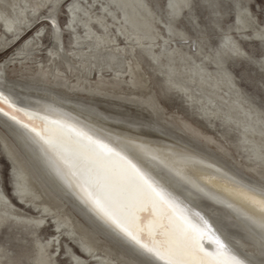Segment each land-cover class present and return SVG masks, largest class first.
Segmentation results:
<instances>
[{"label":"bare ground","instance_id":"6f19581e","mask_svg":"<svg viewBox=\"0 0 264 264\" xmlns=\"http://www.w3.org/2000/svg\"><path fill=\"white\" fill-rule=\"evenodd\" d=\"M192 1L170 0V5L187 6L170 7L172 13L168 21L160 20L164 32L158 34L153 29L152 18L144 16L140 10L142 0L102 2V10H107L111 21L96 12L97 1L80 0L70 6L69 26L75 32V46L67 50L62 45L63 32L56 17L59 0H0V48L11 44V38L31 26L35 15L52 3L57 7L46 16L49 20L55 17L61 35L59 40L56 38L55 47L53 45L51 50V62L37 60L42 49L38 47L41 41L39 34V42L29 40L8 60V64L50 86L127 104L167 118L242 172L264 180V118L245 108L244 103L247 102L241 99L249 93L231 78L227 64L231 57L247 60L251 57V61L264 70L261 64L264 51L256 57L243 45V39L257 38L262 41L264 49V28L256 23L253 16L250 18V7L242 0H235L238 23L222 25L221 5L216 0H207L210 5L218 6L214 12L220 17L217 24L221 31L222 47L209 45L213 54L202 55L208 41V37H203L205 40L200 41L199 53L193 52L191 49L194 50L195 42L189 47L186 42L191 36L176 23L185 15V10H189L192 16ZM119 10L121 16L118 15ZM192 18L199 27L196 17ZM121 39L125 45L119 42ZM176 53L183 57L177 62ZM208 55L216 65L219 77L224 78H217L215 86L221 84L228 87L233 94L230 95L232 103L235 102L234 113L241 111L243 114L223 111L220 98L203 90V86L214 88L210 85L212 79L203 68V63L197 62L198 57L208 58ZM181 59L191 61L193 66L185 68L180 63ZM168 92L184 97L193 113L200 114L214 132L204 130L179 111L169 110L167 113L168 108L161 102L160 93ZM203 93L214 95L215 99L209 100L203 97ZM0 141L12 162L17 197L35 211L32 213L26 207L15 204L0 189V233L3 227L11 229L5 235L7 241L0 240V264H59V249L67 254L72 264H139L135 257L91 235L17 143L1 128ZM234 148L243 150L235 155ZM50 221H53L51 226L56 229L50 238L44 239L42 234L45 228L42 227ZM65 235L72 240L71 243ZM14 239L19 243L10 244ZM73 243L85 256L80 251V254L76 253Z\"/></svg>","mask_w":264,"mask_h":264},{"label":"water","instance_id":"95a60500","mask_svg":"<svg viewBox=\"0 0 264 264\" xmlns=\"http://www.w3.org/2000/svg\"><path fill=\"white\" fill-rule=\"evenodd\" d=\"M0 91L20 107L67 123L110 144L157 180L162 171L179 189L185 205L226 235L241 259L264 264V233L249 221L260 220L236 186L264 189V180L242 172L167 118L144 110L50 86L0 59ZM0 128L12 138L65 204L94 237L135 257L129 242L116 235L85 205L66 165L45 146L33 143L20 125L0 113ZM139 154V156L137 155ZM161 183L163 181L161 180ZM171 191V189H170ZM187 197V199H185ZM211 233L203 241L211 248ZM139 260V259H138Z\"/></svg>","mask_w":264,"mask_h":264},{"label":"snow or ice","instance_id":"6c2138e0","mask_svg":"<svg viewBox=\"0 0 264 264\" xmlns=\"http://www.w3.org/2000/svg\"><path fill=\"white\" fill-rule=\"evenodd\" d=\"M50 22L53 36L59 40L61 30L54 16ZM0 113L10 116L33 143L42 142L46 153L50 150L67 166L78 181L73 187L85 205L104 226L130 243L139 264H254L241 259L226 235H217L219 229L185 205L183 193L173 195L179 189L162 171L153 169L160 177L157 180L102 139L20 107L3 91ZM234 190L258 212L260 220L249 221L264 233V189L236 186ZM209 233L211 248L203 242Z\"/></svg>","mask_w":264,"mask_h":264},{"label":"rangeland","instance_id":"374dc122","mask_svg":"<svg viewBox=\"0 0 264 264\" xmlns=\"http://www.w3.org/2000/svg\"><path fill=\"white\" fill-rule=\"evenodd\" d=\"M59 6L56 9V17H58L59 25L61 26L62 29V45L63 47H66L67 50L72 49L75 46V32L72 31L70 24L71 20V10L70 6L73 3H77L80 0H59ZM92 2H96L95 8L96 12L101 15V16H106L107 20L111 21V16L107 12V10L103 11L101 3L106 2L107 0H91ZM216 2L219 3V9L222 11V25H230L233 23H238L237 17H235L236 11H237V6L235 3V0H216ZM211 3V2H210ZM242 3H246L249 8V16L250 18H254L256 23L259 25H262L264 28V0H242ZM52 3H49L48 6H46L40 13L36 16L35 19H33V23L31 26H27L25 29H22L19 32V35H15L11 38L12 43L8 44L6 47L0 48V59L3 60L4 62H8L12 57L16 55L18 52L19 48H21L23 45L27 42L30 41H38V34H41V41L39 42V53H38V61H43L46 63H50L51 59V50L55 47L56 43V37L53 36V29L51 27V20L47 18L46 15L51 14L52 10H55L54 8H50L49 6ZM192 6H193V14L192 16L196 17V20L199 21L200 26L198 27L196 22L193 20L191 14L185 10V15L181 17L180 21H176V23L179 24V26L185 28L186 31H188L189 35L191 36L189 41L186 42L189 47L192 45L193 42H195V48L194 50L191 51L199 53V45L200 41H204L205 38L203 37H208L207 41V48L205 51H202V55H205L209 53L211 56L212 49L209 47V45H212L215 48L222 47L221 43V31L218 27V22L220 21V17L216 16L214 10L218 7L217 5L209 4L207 0H193L192 1ZM52 9V10H51ZM59 9V10H58ZM236 9V10H235ZM141 12L144 16L148 17L150 16L152 18V26L153 29L158 33V34H163L164 29L161 27V19L167 20L168 21V16L169 14L171 15V8H170V0H142L141 4ZM170 11V12H169ZM43 14V15H42ZM215 14V15H214ZM226 14V15H225ZM118 15L121 16L122 12L119 10ZM33 16V14H32ZM45 20V21H44ZM45 22V23H44ZM68 26V27H67ZM99 30V28H98ZM9 34V33H8ZM11 36V34H9ZM202 37V39H201ZM55 38V39H54ZM34 39V40H33ZM54 39V40H53ZM119 42H122L124 45V40H120ZM221 43V44H220ZM54 45V47H53ZM243 45L246 47V49L254 56L259 57L262 55L264 49H263V43L262 41L258 40L257 38H253L252 40L249 39H243ZM44 47V48H43ZM72 47V48H70ZM70 48V49H69ZM208 51V52H207ZM43 52V53H42ZM45 52V53H44ZM50 53V55H49ZM46 55V56H45ZM207 56L208 58H199L197 62L203 63L205 71L209 74V77L211 80L210 85H213L214 88L211 87H205L203 86V90L207 91V93L214 94L215 96H218L220 98V103L223 107V111H229L231 114H243V112L239 111V113H234V103L233 100L231 99V92L228 87L221 86V84L215 86L216 79H224L219 77L220 75L217 74V67L216 65L211 61L212 58L210 56ZM147 55H145L146 57ZM201 56V55H200ZM47 58V60H46ZM148 58V57H147ZM146 58V59H147ZM175 62H177L180 58H183L182 55H179V53H176L175 56ZM145 59V58H144ZM206 59V60H204ZM59 61V60H57ZM229 70L231 71V78L238 82V84L242 85L249 95L243 96L241 100L242 102L246 101L247 103H244L245 108L249 112H251L254 115H259L261 114L260 118H264V70L260 68L259 65H257L255 62L251 60H247L243 57H231L229 61H227ZM182 65H184L185 68L193 66L191 61L189 60H182L181 62ZM13 66V65H12ZM63 66V65H62ZM61 66V67H62ZM20 68V67H19ZM37 69V68H35ZM34 69V70H35ZM188 71V69H185ZM158 77L160 75L158 74ZM214 80V81H213ZM224 83L226 82L223 81ZM160 100L161 102L168 108L169 110H175L179 111L184 114V116L189 117L191 120L199 124L204 130L209 131L211 127L209 124L205 121L203 117L200 116V114L194 112L193 109L188 106V103H185V98L181 97L178 93H172L168 92L167 94L160 93ZM207 95V96H206ZM214 95H208L206 93H203V97L215 99ZM233 96V94H232ZM97 97V96H96ZM100 98V97H98ZM216 100H218L216 98ZM229 104V105H228ZM127 105V104H126ZM228 105V106H225ZM139 109V108H138ZM252 109V110H251ZM143 110V109H141ZM191 110V111H190ZM145 111V110H144ZM149 112V111H146ZM150 113V112H149ZM199 115V116H197ZM214 132V130H210ZM229 136V135H228ZM234 147V146H233ZM213 149V148H212ZM240 150L242 151L243 149H238L236 150L234 148V153L235 155H239ZM238 151V152H237ZM215 153V152H214ZM221 157V156H220ZM226 160V159H225ZM230 164L232 162L226 160ZM256 177V176H255ZM15 177L13 176V168H12V162L9 160L7 157L3 144L0 141V189L4 190L5 193L8 195V197L11 198V200L19 205L20 207L24 206L26 209H28L30 212L35 213L33 209L29 205L24 204L19 200L17 197L16 192L18 190L15 189ZM2 187V188H1ZM18 189V188H17ZM24 204V205H23ZM42 208V207H41ZM50 209V208H49ZM53 224V221L47 223L44 225L45 228L42 236L44 239L50 238L51 235L53 234V230L56 229V227L51 226ZM10 228L3 227L2 232L0 233V240L6 242L7 239H5V235L10 231ZM43 230V229H42ZM65 238L68 239V236L65 235ZM3 239V240H2ZM69 243H71L72 240L70 238L68 239ZM19 241L16 239L12 240L10 244H18ZM73 248L78 254L84 255V253L81 251L78 245L73 243ZM64 250V248H63ZM80 251V253H79ZM62 252V253H61ZM85 256V255H84ZM57 257L59 258V264H72L71 259L68 258L67 254H63L62 249H59L57 251ZM90 260V259H89ZM95 264V263H92Z\"/></svg>","mask_w":264,"mask_h":264}]
</instances>
